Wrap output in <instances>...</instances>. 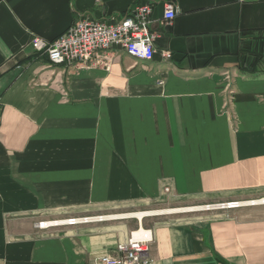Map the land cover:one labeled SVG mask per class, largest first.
<instances>
[{
  "label": "crops",
  "instance_id": "obj_1",
  "mask_svg": "<svg viewBox=\"0 0 264 264\" xmlns=\"http://www.w3.org/2000/svg\"><path fill=\"white\" fill-rule=\"evenodd\" d=\"M143 4L150 61L55 66L30 45ZM261 198L264 0H0V264H93L139 228L149 264H264L263 205L156 213ZM86 217L117 218L36 227Z\"/></svg>",
  "mask_w": 264,
  "mask_h": 264
},
{
  "label": "built area",
  "instance_id": "obj_2",
  "mask_svg": "<svg viewBox=\"0 0 264 264\" xmlns=\"http://www.w3.org/2000/svg\"><path fill=\"white\" fill-rule=\"evenodd\" d=\"M151 6L139 5L126 17L113 25H106L100 21L81 19L74 22L62 35L51 42L39 38H32L30 45L37 53L47 57L51 65H95L105 53L113 47H120L122 51H133L138 56L153 58L154 36L149 31ZM176 8L170 4L166 6L163 19L167 23L172 21ZM163 57L170 58V54ZM264 206V198L244 202L217 203L192 208L193 211L217 212L239 208ZM184 213V212H182ZM117 217H86L68 219L66 221L41 222L36 225L40 230L59 226H76L113 220ZM145 233L144 238H136L135 234ZM151 232L139 228L130 234L129 239L115 247L113 254L97 257L93 264H149V244ZM144 250V251H143Z\"/></svg>",
  "mask_w": 264,
  "mask_h": 264
},
{
  "label": "bare ground",
  "instance_id": "obj_3",
  "mask_svg": "<svg viewBox=\"0 0 264 264\" xmlns=\"http://www.w3.org/2000/svg\"><path fill=\"white\" fill-rule=\"evenodd\" d=\"M126 55L134 58V59H137L139 61H150L152 60L151 58H146L145 56H138L135 52L133 51H123ZM164 59H170L168 57H163ZM193 211L192 208H186V209H180V210H167V211H159V212H156L157 214L158 213H173V212H191ZM155 213V212H154ZM154 213H151V214H154ZM144 214L140 213H136V216L137 218H141ZM146 236L145 233H138V234H135V237L138 239V238H144ZM144 251V250H143Z\"/></svg>",
  "mask_w": 264,
  "mask_h": 264
},
{
  "label": "trees",
  "instance_id": "obj_4",
  "mask_svg": "<svg viewBox=\"0 0 264 264\" xmlns=\"http://www.w3.org/2000/svg\"><path fill=\"white\" fill-rule=\"evenodd\" d=\"M248 50H252V52L254 53L253 55L256 57V56H261L262 54V51H261V48L259 49V43H255L252 45H249L247 47L244 48V51H248Z\"/></svg>",
  "mask_w": 264,
  "mask_h": 264
},
{
  "label": "rangeland",
  "instance_id": "obj_5",
  "mask_svg": "<svg viewBox=\"0 0 264 264\" xmlns=\"http://www.w3.org/2000/svg\"><path fill=\"white\" fill-rule=\"evenodd\" d=\"M213 204H217V203H213ZM206 205H212V204H206ZM206 205H201V206H206ZM197 207H200V206H197ZM192 208H195V207H192ZM240 209V208H239ZM201 214V213H210V212H200V211H191V212H184L183 215H187V216H190V215H194V214ZM106 221H110V220H106ZM91 224V223H90ZM129 239V238H128Z\"/></svg>",
  "mask_w": 264,
  "mask_h": 264
}]
</instances>
